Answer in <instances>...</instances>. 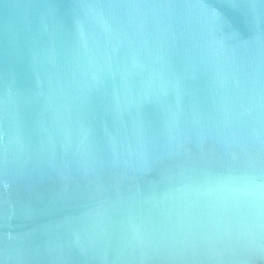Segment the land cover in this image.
<instances>
[{
  "label": "water",
  "instance_id": "obj_1",
  "mask_svg": "<svg viewBox=\"0 0 264 264\" xmlns=\"http://www.w3.org/2000/svg\"><path fill=\"white\" fill-rule=\"evenodd\" d=\"M0 264H264V0H0Z\"/></svg>",
  "mask_w": 264,
  "mask_h": 264
}]
</instances>
